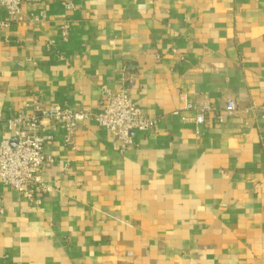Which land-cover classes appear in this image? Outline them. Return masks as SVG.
Wrapping results in <instances>:
<instances>
[{"label":"crops","instance_id":"obj_1","mask_svg":"<svg viewBox=\"0 0 264 264\" xmlns=\"http://www.w3.org/2000/svg\"><path fill=\"white\" fill-rule=\"evenodd\" d=\"M65 1L0 5V112L95 109L131 79L158 124L125 150L49 126L42 203L0 188V264H264V0Z\"/></svg>","mask_w":264,"mask_h":264},{"label":"built area","instance_id":"obj_2","mask_svg":"<svg viewBox=\"0 0 264 264\" xmlns=\"http://www.w3.org/2000/svg\"><path fill=\"white\" fill-rule=\"evenodd\" d=\"M37 0H0L12 19H20L22 5ZM67 9L76 5L66 0ZM61 35L67 39L69 26L64 24ZM133 80L128 81L117 91L105 89L100 104L95 109H72L60 104H44L35 100L32 110L19 111L5 116L0 112V121L4 122L10 136L0 141V188L8 187L22 195L33 204L42 203L43 194L50 190L42 179V170L52 158L45 153L46 144L52 139L47 128L62 127L65 142L72 143L73 135L81 123L94 121L105 128L113 138V146L125 150L133 144L135 131L149 132L157 127V120L149 117L133 100L131 90ZM188 108L196 110V122H205V113L211 111L208 101L200 106L187 103ZM225 110L232 114L239 110L236 101L228 100Z\"/></svg>","mask_w":264,"mask_h":264}]
</instances>
